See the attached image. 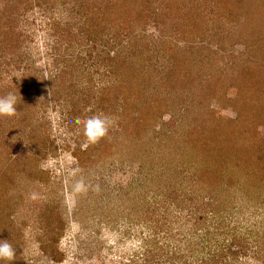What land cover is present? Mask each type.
Masks as SVG:
<instances>
[{"label": "rangeland", "instance_id": "rangeland-1", "mask_svg": "<svg viewBox=\"0 0 264 264\" xmlns=\"http://www.w3.org/2000/svg\"><path fill=\"white\" fill-rule=\"evenodd\" d=\"M11 1L14 13L0 0V16L14 18L11 30L9 21L0 20V93H15L17 112L0 117V239L6 231L16 235L27 264H127L151 232L140 216L146 213L142 206L153 204L157 161L175 164L199 157L180 147V137L202 125V114L234 121L264 141V0H148V12L161 16L145 25L134 20L137 29L132 31L138 36L131 35L137 36L138 51L143 47V56L159 50L173 56L172 61L154 56L150 67L144 58L127 65L110 61L128 41H112H119L124 23L112 21L108 33L99 21L97 36L91 37L90 18L82 13L86 0ZM142 1L118 3L121 9L128 4L138 9ZM63 66L67 75L55 77ZM148 68L154 83L144 92L161 100L165 112L152 121L140 105L145 134L136 137L120 125L121 115H139L132 101L126 105L122 88L132 77L130 70L142 78ZM26 71L27 84L32 81L38 89L31 95L17 87ZM249 71L253 75L245 74ZM245 97L260 103H243ZM251 106L261 119H237ZM96 114L115 123L96 146L82 148L85 138L75 120ZM163 150L166 157L160 158ZM80 157L86 159L82 166ZM80 180L83 189L74 191ZM241 200L234 201L235 213L225 218L243 231L264 233V206ZM180 222L184 240L193 235L191 222L188 217ZM52 239L61 254L55 260L40 248L42 240ZM232 264L263 263L243 256Z\"/></svg>", "mask_w": 264, "mask_h": 264}, {"label": "trees", "instance_id": "trees-1", "mask_svg": "<svg viewBox=\"0 0 264 264\" xmlns=\"http://www.w3.org/2000/svg\"><path fill=\"white\" fill-rule=\"evenodd\" d=\"M6 1L9 4L5 3L4 8L8 6L7 12L14 13L11 6L12 1ZM118 2L119 0H86L85 3L82 2L84 10L82 13L85 14L86 19L90 18L88 26L90 29L92 28L91 37L97 36L96 33L99 30H95L94 26L99 21H104L103 27L108 33L109 29L106 26L112 21L117 24L119 18V23L120 19L124 23L121 24L124 29L121 30L119 41L121 39L122 42L128 41L124 42L117 54L110 56V61L115 59L117 63L127 65L144 58L143 60H147L146 63L149 67L153 66V63L155 65L153 60L155 58L158 60V56L172 61V54L167 56L163 49V52L159 50L153 56H143L146 50L142 47L138 51L135 41L138 34H134L132 31L137 29L134 20L140 21L142 25L151 21L157 22L156 20H159V16H161L159 12H148V0H143L140 6L136 5L138 9L134 6L132 8L130 4H128V8L123 6L121 9L120 6L122 5H119ZM115 15L117 18L114 17ZM3 16H0V20L4 19L3 24L9 21L10 27L14 19L13 15L5 13ZM161 23L163 25V22ZM180 23L186 25L183 20ZM50 24L51 27H54L55 22H50ZM11 28L9 29L11 30ZM112 41L115 45L121 43L118 38H113ZM154 56L157 57L154 58ZM133 57L137 60L133 61ZM66 68L67 66H63L55 77H65L68 72ZM115 71L118 73L120 69H115ZM129 72L132 77L122 88L123 93L127 94L128 97L124 96L123 99H125L126 105L132 101L131 103L139 110V115H121L120 125L124 129L123 132L128 135L135 133L136 137H141L145 134H142V131H145L144 120L146 117L140 115V105L148 109L150 116H152L151 120L156 121L157 117L164 115L165 110L162 109L164 103L156 96L153 97L150 92L148 96L144 92L145 88H149V85L154 83L152 80L154 76L149 68L144 72L145 74L148 72L147 76L142 78L139 77V73L135 69ZM245 74L253 75L251 71ZM27 77L28 71L25 72L24 80L17 87L21 88L26 95H31L38 89H33L32 81L27 84ZM250 79L255 85L259 83L257 79ZM162 81L166 80L163 79ZM134 93L135 95H132ZM241 93L239 90V99ZM0 96L3 94L0 93ZM241 100L243 103L253 104L256 102L252 99L248 102L249 99L246 100V97ZM145 102L146 104L143 105ZM256 103H260V99ZM258 107L262 108V106ZM257 112H259L258 109L251 106L248 110L238 112L237 119L243 117L246 120L251 116L261 119L262 117ZM202 116L201 126L196 125L187 131L188 134L186 132L182 134L184 139L182 136L180 137L182 145L180 147L198 154L199 157L187 161L182 160L175 164L172 163V159H169L170 163H167L166 159L162 164L161 161H157L161 166L157 164L158 166L154 167L158 169L156 171L158 172L156 175L158 179L155 180L157 188L152 193L153 204H150L147 209L142 206L141 209H144L146 213L144 218L140 216L142 221L147 224L148 231L151 232L141 238L133 255L127 259V264H232L239 262L243 256L252 257L255 261L264 264V233L257 231L256 234H253L252 231H243L238 225L232 224L231 226L232 221L227 220V217L225 218L226 214L235 213L234 201L239 198H242V202L243 200L245 202L250 201L249 205L254 207L264 206V141L250 131L241 129L234 124V121H224L217 116L214 117L210 112H206ZM164 134L171 137L175 136V133ZM2 135L1 132L0 136L2 137ZM94 145L96 146V144ZM94 145H91L90 148L92 149ZM160 155V158L166 157L164 150ZM85 160L80 157L78 159L79 166L84 165ZM165 181L166 184L164 185ZM242 206V204L238 205V210ZM185 217H188V221L191 222L193 235L183 240L182 237L179 238L180 235H183L179 230L181 229L180 221ZM9 226L10 223L8 222V228ZM3 228L6 230L5 223ZM0 240H7L15 250V260L12 262L0 260V264H27L20 255L21 241L16 235H10V231H6L5 236ZM56 240H42L40 242L41 250L51 253L54 260L58 259L59 256L61 257L60 252L53 248ZM202 252H205V258H202Z\"/></svg>", "mask_w": 264, "mask_h": 264}, {"label": "clouds", "instance_id": "clouds-1", "mask_svg": "<svg viewBox=\"0 0 264 264\" xmlns=\"http://www.w3.org/2000/svg\"><path fill=\"white\" fill-rule=\"evenodd\" d=\"M17 112V96L15 93H8L0 96V117H12ZM75 123L82 127L84 142L82 148L97 144L105 138L115 121L106 115L96 114L85 118L77 117ZM40 167L45 169V163L42 162ZM83 189V181L80 180L74 185V191ZM35 198V195H33ZM0 260L12 262L15 260V250L7 240H0Z\"/></svg>", "mask_w": 264, "mask_h": 264}]
</instances>
